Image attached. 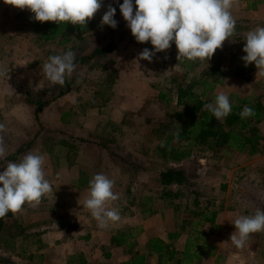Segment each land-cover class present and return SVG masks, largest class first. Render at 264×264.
Listing matches in <instances>:
<instances>
[{"label": "rangeland", "instance_id": "374dc122", "mask_svg": "<svg viewBox=\"0 0 264 264\" xmlns=\"http://www.w3.org/2000/svg\"><path fill=\"white\" fill-rule=\"evenodd\" d=\"M260 1H250L255 9L250 19L236 20L235 34L216 50L208 64L199 59L178 61L174 42L170 49L155 53L151 62L139 59L144 48L152 51L154 48L150 42H137L131 34L119 8L123 0H103L101 9L94 16L99 28L82 37L73 34L67 43L40 41L26 20L27 9L17 8L19 11L15 15L17 9L13 7L9 18L7 16L8 19L0 24L8 28V32L0 34V72L5 73L0 75V123L6 129L0 133L5 150L4 157L0 159L13 156L19 147L27 145L36 135L29 150L40 154L57 152V161L63 166L83 155L89 160H86L88 165L96 168L97 174L112 175L108 177L114 180V185L119 184L121 190L113 191L120 199H133L132 205H137L142 196H152L156 201L151 207L155 205L157 211L168 206L170 229L173 226L181 228V221L185 219L189 222L185 223V231H188L190 222L197 220L203 212L221 213L231 229L226 234L228 254L222 256L231 257L233 261L214 263L211 259L209 264H264V232L252 234L243 249L236 248L230 241L235 231L231 213L236 216L254 215L257 209L264 210V122L256 125L263 140L259 143V153L254 156L236 152L226 154L222 149L201 152L194 148L196 152L191 158L166 162L159 146L166 136L164 122L167 115L182 108L158 99L160 91L168 93L170 90V96L175 94L174 76L186 74L185 80L190 83L197 76L209 72V77L217 73L220 78L225 77L223 83L215 88L216 95L223 92L228 96H248L264 105L262 80L253 77L244 85L240 81L226 82L228 77H234L237 65H244L241 57L246 55L243 52L245 37L258 27L256 16ZM109 4L116 9V28L101 25ZM133 4L135 12V0ZM246 4L247 1L238 0L233 6L231 11L235 19L240 17L243 9L246 10ZM109 46L112 51L93 55L95 49H108ZM69 50L75 53L76 59H82V63L76 65L71 77H66L63 86L53 85L43 73L42 66L50 56L62 55ZM16 55L18 61L14 59ZM249 68L252 70L255 65L250 64ZM112 71H115V77ZM67 85L71 90L61 96L60 92L65 91ZM195 90L200 92L201 88L196 86ZM247 91L252 93L244 95ZM35 98L50 102L44 117L50 126L48 128L42 119L41 125L37 121L34 123L32 114L18 109L20 102ZM205 99L209 100L210 95ZM67 152L70 153L69 158L61 159ZM9 162L0 165V172ZM104 167L107 169L105 172L100 170ZM109 167L113 170L109 171ZM171 167L183 169L190 184L170 187L171 194L160 201L163 189L160 173ZM56 201L53 196L50 200L45 196L38 207H25L17 214L9 212L4 217L6 225L0 220V264H17L18 261L19 264H40L36 253L23 256L9 254L8 251L13 249L7 236L17 232L16 215H23L21 218L26 223L36 220V217L45 221L64 217L60 213L64 209L62 205L54 206L55 214H47L46 211ZM146 203L150 206L149 202ZM132 208L125 209L133 212ZM8 225L11 227L6 229ZM136 231L134 229L133 234ZM112 238L113 243L115 237ZM31 240L25 234L18 242L31 252Z\"/></svg>", "mask_w": 264, "mask_h": 264}, {"label": "clouds", "instance_id": "9594fccd", "mask_svg": "<svg viewBox=\"0 0 264 264\" xmlns=\"http://www.w3.org/2000/svg\"><path fill=\"white\" fill-rule=\"evenodd\" d=\"M20 10H29L30 19L38 22L70 23L86 27L101 9L103 0H4ZM238 0H123L120 12L139 43L150 42L154 51L144 48L139 59L152 61L155 53L171 48L178 50L177 60L208 62L217 49L235 34L236 20L232 8ZM116 9L111 4L102 16L101 25L116 28ZM241 59L245 67L254 64L257 75L264 76V27L249 31L245 37ZM76 57L71 50L62 55H53L43 64L42 71L48 81L63 86L66 77L76 69ZM0 75H5L0 72ZM203 109L210 112L217 121H222L232 112L229 96L219 93L214 103H205ZM241 119L255 116V110L245 106L240 112ZM0 123V133L5 132ZM3 136L0 135V157H4ZM161 147L165 142L161 141ZM46 154L29 153L19 163L9 162L0 172V219L9 212L17 214L24 206H36L42 198L52 192L46 179L44 165ZM114 180L105 174H96L89 182L90 194L84 202L100 228L109 222H118L121 217L117 208H109V202L118 200L114 193ZM235 231L230 236L232 244L243 249L252 234L264 232V210L257 209L254 215H241L233 222Z\"/></svg>", "mask_w": 264, "mask_h": 264}, {"label": "crops", "instance_id": "0c3cea01", "mask_svg": "<svg viewBox=\"0 0 264 264\" xmlns=\"http://www.w3.org/2000/svg\"><path fill=\"white\" fill-rule=\"evenodd\" d=\"M243 1H247L246 10L243 9L240 17L237 16L235 20H248L253 12L252 10H255L253 9V2H250L251 0ZM258 7L257 10L259 11L256 10V19L258 27H261L264 25L263 0L260 1ZM12 8V5L6 4L4 0H0V24L4 23L6 19L9 18V15H11L9 12H12ZM18 11L19 10L17 9L15 15L18 14ZM6 32H8V28H3L0 25V34ZM17 56L18 55L14 58L15 61H18ZM247 68V80L231 76L226 79V82L233 84L240 81L244 85V83H247L249 79L254 77V79L258 81L262 80L264 83V76H256V67L251 70L248 65ZM251 93L252 92L247 91L244 92V95H250ZM18 109L25 112L28 111L30 115L32 114V120L36 123L34 105L24 101L18 104ZM45 115L47 116V108H45L40 114V118L42 119L44 126L48 128L50 126L46 124V119H44ZM29 153L37 154L36 151L28 149L21 153L15 160H10V162L19 163L23 157ZM69 155L70 153L67 152L60 158L67 159L69 158ZM89 159L91 158L89 157ZM86 160L88 159H85L83 155H80L77 161L63 166L61 162L57 161V152L46 153L44 171L46 179L49 180L52 186V192L47 194L46 198H49L50 200L53 196V198L57 200L46 212L48 215L55 214L54 206L62 205L64 209L60 210V213H62L64 217L59 220L64 219V221L60 224L58 223L59 220L52 221L48 218L49 220L45 221L36 217V220L26 223L21 218L23 215H16L14 219L17 232L9 233L7 236L11 240V248L13 249L8 251L9 254H19L23 256L36 253V259L37 261H40V264H123V262L130 258L133 252L138 250L143 251L147 242L152 238H160L167 244L172 243L169 239V234L180 230V228L176 229V227L173 226L170 229L171 220L168 216L170 215L168 213L169 207L165 205V208L157 211L155 205L151 207L153 202L156 201V198L152 196H142L141 201L138 202L139 204L137 205H132L134 203L133 199L127 200V198V201L118 198L117 201L109 202L107 207H119L118 210L121 219L118 222H109V224L112 225H108L106 228H100L98 222L92 217L90 211L84 207V202L90 194L89 182L97 174L96 168L93 165L89 166V162H86ZM5 162L7 163L9 161ZM100 170L103 172L107 171L105 167ZM112 170L113 169L109 167V171ZM107 176L112 175L108 173ZM113 189L121 190L119 184H115ZM159 198L160 199L158 200L160 201L164 198L162 192ZM146 202H149L150 206H147ZM25 207L38 206H30L26 204L24 208ZM132 207L138 209H133ZM125 208H132L133 212ZM216 213V226H213L214 229L208 236V242L216 246L217 249L215 255L203 257L201 264H209L211 259L214 263L222 260L224 262L233 261L231 257L225 258L222 256L228 254L227 248L229 243L227 242L228 238L226 234L229 231L231 232V229L222 219V214L220 213V215H218L217 211ZM231 214L230 217L234 220L239 217L233 213ZM184 220L185 219L181 222L183 223ZM69 223H71V225H69ZM208 228H210L209 224ZM134 229L137 230L135 234H133ZM111 232H114V236ZM25 234L28 239H32L30 242L33 246L30 248L31 252L26 248L27 246L22 247L18 242L21 235L24 236ZM112 237H115V242L113 243ZM185 240L186 233L184 232L178 238L175 245L179 247L185 242ZM9 247L10 245H8V249ZM158 259L159 257L156 254H151L149 256L151 264H157ZM16 263L19 264V261Z\"/></svg>", "mask_w": 264, "mask_h": 264}, {"label": "trees", "instance_id": "16d2710c", "mask_svg": "<svg viewBox=\"0 0 264 264\" xmlns=\"http://www.w3.org/2000/svg\"><path fill=\"white\" fill-rule=\"evenodd\" d=\"M27 22L37 38L43 42H61L71 41V36L76 34L82 37L99 28V22L93 18L88 22L86 27L72 25L70 23L57 24L55 22H38L30 19L34 14L29 10ZM112 51V47L95 49L93 55L103 54ZM74 63L81 64L82 59H75ZM197 63V62H195ZM197 65V64H195ZM248 68L244 65H237L233 76L238 79L247 80ZM115 77V71L111 72ZM208 74V75H207ZM209 72L197 76L190 83H187L186 74L176 75L172 78L175 94L170 96L167 92L160 91L158 99L166 104L174 103L175 106L181 107L182 110H176L175 114L167 115L164 122L166 136L164 137L165 147H161L160 153L164 161H177L191 158L196 151H216L222 149L226 154L234 152L238 154L247 153L254 156L259 153V143L263 136L258 134L256 125L264 122V105L252 97H240L236 94H230L229 99L232 104V112L222 121H217L212 114L203 109L205 103L214 102L216 94L214 93L217 85L223 83L225 77L212 75ZM220 74V73H219ZM211 76V75H210ZM115 80V78H114ZM109 85V84H108ZM200 87V92L195 87ZM112 87V86H111ZM110 87V88H111ZM71 90L67 85L65 91L60 95H65ZM210 95V99L205 98ZM35 106V118L41 125L40 114L50 104L49 101H42L38 98L28 101ZM245 106L255 110V116L241 119L240 112ZM177 124H179L177 126ZM36 136L27 145L19 147L11 157L0 159V164L8 160H15L21 153L27 151ZM197 147H201L199 149ZM197 149L196 151L194 150ZM162 196L166 197L171 194L170 187L185 186L190 184L188 174L183 169L168 168L160 173ZM153 212V211H151ZM216 212H203L195 221H191L188 231H185V223L181 222V228L178 231L169 234L171 244H167L160 238H152L145 245L144 250H138L131 254L130 258L123 264H151L149 256L158 255L157 264H201L203 257L215 255L216 246L208 242V236L213 232ZM8 217H11L8 215ZM6 225L5 219H0ZM64 219L58 223H63ZM208 224L210 228H208ZM11 225L6 226V229ZM186 233V240L181 246L175 245L178 238Z\"/></svg>", "mask_w": 264, "mask_h": 264}]
</instances>
